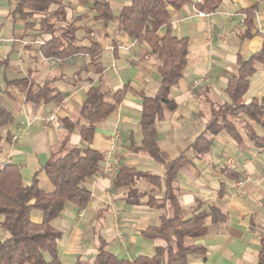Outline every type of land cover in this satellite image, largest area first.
I'll return each instance as SVG.
<instances>
[{"label": "crops", "instance_id": "crops-1", "mask_svg": "<svg viewBox=\"0 0 264 264\" xmlns=\"http://www.w3.org/2000/svg\"><path fill=\"white\" fill-rule=\"evenodd\" d=\"M19 1L0 0V110H8L13 115V122L0 128V161L18 164L25 184L38 171L39 185L52 190L40 168L64 134L61 119L77 118L91 85H100L102 91L111 93L125 87L115 110L95 124L90 145L104 153V159L100 174L84 180L91 192L88 204L79 207L66 202L51 225L62 234L58 240L61 264H72L76 258L92 264L99 237L105 240L106 249L119 258L132 260L140 254L152 255L154 247L165 245L166 241L147 239L141 231L148 225L158 224L162 210L148 205L146 196L139 204L127 205L126 187H113L112 179L121 164L163 175L162 163L147 151H136L131 146L133 141L136 146L141 141L142 101L138 93L153 95L158 90L160 76L156 58L149 53L145 42L130 37L117 20L108 23L98 20L93 0H53L46 21L63 25L64 21L53 14L62 6V16L78 27L76 45L88 47L95 43L98 46L100 51L95 63H99L100 71L97 72L87 54H74L62 60L45 58L39 46L50 39L51 33L42 27L44 14L23 17L16 10ZM105 1L114 16L131 3V0ZM204 1L190 0L179 9L168 7L172 34L188 38V53L183 76L170 88L177 106L174 110L164 109L162 118L156 122L157 138L170 158L179 153L190 158L174 181L178 199L188 214L197 206L207 209L210 204H216L227 214L226 221L211 226L206 235L189 239L203 245L205 252L189 254L187 264H255L264 231V147L255 146L244 134L243 142L238 144L225 131L211 136V149L200 157L194 156L187 147L203 129L209 116V102L228 100L224 87L237 69V51L247 59L261 48L264 0H222L214 11H202L206 16L200 15L201 10L196 8V4ZM254 4L257 5L254 27L250 37L241 40L239 33L245 27L242 10ZM163 31L162 26L159 35ZM255 67L244 94L246 101L253 97L264 99V64L256 63ZM20 79H26V83L19 82ZM44 82L62 93L61 100L26 101L29 85L35 87ZM203 102L208 104L207 108ZM49 115L55 119L49 121ZM251 124L264 137V128ZM7 132L9 140H5ZM71 142L84 145L78 127L72 131ZM227 159L233 161L232 166ZM224 167L236 173L237 178H226L221 172ZM244 173L252 175L251 179L240 192L233 193L235 181L243 179ZM220 182L225 185L222 196L217 194ZM136 186L155 197L163 193L162 188L145 181H139ZM31 219L40 222L41 214L34 211ZM209 221L207 218L206 223ZM7 236L8 232L0 227V239Z\"/></svg>", "mask_w": 264, "mask_h": 264}, {"label": "trees", "instance_id": "trees-1", "mask_svg": "<svg viewBox=\"0 0 264 264\" xmlns=\"http://www.w3.org/2000/svg\"><path fill=\"white\" fill-rule=\"evenodd\" d=\"M97 11V19L103 23L117 20L124 32L137 41L145 42L149 53L158 64L160 76L158 90L153 95L139 91L142 101L140 128V145L132 142L133 150H145L155 160L164 165L163 175L149 171H141L134 166L121 164L117 167L112 186L126 187L124 201L127 205L139 204L146 196V203L161 209L159 223L148 225L141 234L147 239L162 238L165 245L155 246L152 255L140 254L132 260L119 258L106 249V242L99 237L97 254L92 264H187V256L192 253H204L205 247L190 242L189 239L204 236L211 226L225 222L227 214L216 204H210L207 209L195 207L188 214L181 205L174 181L178 172L186 166L190 158L184 153L170 158L158 143L156 122L163 116L164 109L174 110L177 106L170 94V88L183 76L187 64L188 38L172 34L169 23V6L179 9L190 0H131L124 6L118 16H114L109 3L105 0H93ZM222 0H205L196 4L201 11H214ZM53 0H20L17 12L23 17H31L34 13L44 14L41 17L42 27L51 33L49 40L39 46L40 53L45 58L54 60L66 59L74 54H87L100 71L95 58L99 54L98 46L76 45V30L73 21L68 22L62 16L63 7L58 6L53 14L64 21L63 25L55 26L46 21L49 6ZM257 5L243 9L244 30L239 33L240 39L250 37L254 27V16ZM31 25L32 23H27ZM164 27L162 35L158 31ZM237 69L226 81L224 91L228 100L223 103L210 101L209 116L201 132L188 144L187 149L194 156L200 157L208 152L213 144L212 135L225 131L232 140L240 144L244 134L255 146L264 147V137L253 128L252 123L264 128V99H244L249 86V79L254 73L256 63L264 64V40L260 49L247 59L239 51L236 53ZM19 82L26 83V79ZM125 87L113 93L102 91L100 85H91L85 93L82 106L77 111V118L61 119L64 131L59 142L52 147L45 163L41 166L52 190H45L39 185L38 171L28 184L23 183L18 164L7 162L0 168V227L8 232V236L0 239V264H61L58 254V240L61 231L51 225V221L62 212L66 202L79 207H85L91 192L84 185L86 178L94 177L101 172V162L104 153L91 147L95 132V124L107 118L121 102ZM62 93L56 91L48 82L32 87L26 92V101L37 103L58 102ZM83 120L82 123H79ZM13 122L10 111L0 110V128ZM75 127L84 145H74L71 134ZM208 134V136H206ZM10 139L9 132L5 140ZM2 136L0 134V141ZM226 178L236 179L237 174L221 168ZM145 181L152 186L162 188L160 197L141 190L136 184ZM224 182H220L217 194H224ZM168 204V206H167ZM168 209V210H167ZM39 211L41 221L31 219L32 212ZM209 218V223L206 219ZM255 264H264V231L260 235V250ZM72 264H86L81 258H76Z\"/></svg>", "mask_w": 264, "mask_h": 264}, {"label": "built area", "instance_id": "built-area-1", "mask_svg": "<svg viewBox=\"0 0 264 264\" xmlns=\"http://www.w3.org/2000/svg\"><path fill=\"white\" fill-rule=\"evenodd\" d=\"M199 14H200V15H204V16H206V14H205L204 12H202V11H200ZM54 119H55L54 115H49V117H48V120H49V121H52V120H54ZM59 127H60V125H58V128H59ZM5 163H7V161H0V168H2V167L4 166ZM227 163L230 164L231 166L233 165V161H232L231 159H227ZM251 176H252V175H250V174H248V173H244V177H243V179H238V180H236V181H235V184H234V185H235V188H234L233 193H238V192H240V190L242 189L244 183H245L246 181L250 180V179H251Z\"/></svg>", "mask_w": 264, "mask_h": 264}, {"label": "rangeland", "instance_id": "rangeland-1", "mask_svg": "<svg viewBox=\"0 0 264 264\" xmlns=\"http://www.w3.org/2000/svg\"><path fill=\"white\" fill-rule=\"evenodd\" d=\"M59 25V24H58ZM60 25H62V24H60ZM157 77H158V74H157ZM201 104H203L204 106H206V108L208 107V104L206 103V102H203V103H201ZM194 134V133H193ZM190 136H187V138H189ZM35 212H39V211H35ZM40 213V212H39Z\"/></svg>", "mask_w": 264, "mask_h": 264}]
</instances>
